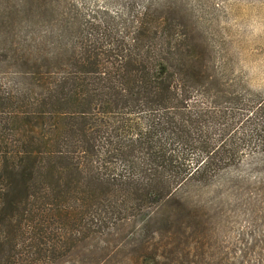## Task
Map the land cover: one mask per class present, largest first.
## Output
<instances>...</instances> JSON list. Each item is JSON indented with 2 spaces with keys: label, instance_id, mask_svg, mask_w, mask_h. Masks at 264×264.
Returning <instances> with one entry per match:
<instances>
[{
  "label": "trees",
  "instance_id": "trees-1",
  "mask_svg": "<svg viewBox=\"0 0 264 264\" xmlns=\"http://www.w3.org/2000/svg\"><path fill=\"white\" fill-rule=\"evenodd\" d=\"M19 1L20 19L0 1V264H68L120 223L143 237L139 264H210L190 189L264 134V96L226 93L178 0H151L132 36L107 44L63 0ZM233 110L245 118L225 125ZM246 251L229 264H250Z\"/></svg>",
  "mask_w": 264,
  "mask_h": 264
},
{
  "label": "rangeland",
  "instance_id": "rangeland-1",
  "mask_svg": "<svg viewBox=\"0 0 264 264\" xmlns=\"http://www.w3.org/2000/svg\"><path fill=\"white\" fill-rule=\"evenodd\" d=\"M150 1L63 0L62 3L77 26L78 23L88 29L100 26L109 38L102 40L107 44L115 33H119V37H131L137 17ZM12 7L19 12L20 19L23 13L20 1L12 2ZM176 7L179 22L193 30L198 43L207 46L211 60L218 61V66L221 62L225 67L226 93L243 98L254 97V94L264 96V0H178ZM40 26L50 25L41 23ZM241 112L227 113L222 122L227 125L244 119L245 114ZM221 127L211 126L209 134L213 139L220 138ZM262 137L264 134H258L240 141V163L228 166L209 185L190 189L189 200L194 207L190 208L197 211L208 229L204 240L208 241L205 251L210 256L208 260L212 261L210 264H229V253L236 258L234 261L242 263L245 249H248L247 262L250 264H256L260 255H264ZM113 224L109 226L113 227ZM132 232V228L120 223L114 226L111 234H99L89 241L87 248L91 252L68 257V264H139L138 248L143 237L132 236ZM146 264L168 262L162 258L149 260Z\"/></svg>",
  "mask_w": 264,
  "mask_h": 264
}]
</instances>
